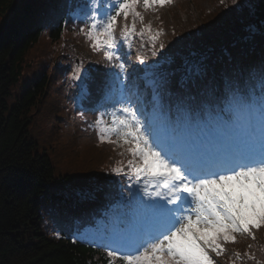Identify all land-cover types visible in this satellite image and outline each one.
Instances as JSON below:
<instances>
[{
  "label": "snow or ice",
  "instance_id": "snow-or-ice-1",
  "mask_svg": "<svg viewBox=\"0 0 264 264\" xmlns=\"http://www.w3.org/2000/svg\"><path fill=\"white\" fill-rule=\"evenodd\" d=\"M173 3L84 0L70 5L73 19L85 25L80 32L92 50L117 69L106 75L103 85V103L112 105L107 113L111 122L101 113L94 123L98 139L126 146L131 156L127 171L123 166L112 170L131 181V190L127 195L121 191L106 226L109 264H216L213 253L226 255V246L237 243L238 236L255 241V232L264 228V61L249 69L245 81L225 79L199 105L179 100L175 116L159 101L147 112L124 83L128 69L121 56L123 44L131 48L134 35L147 33L155 57L164 33L153 32L143 13ZM137 59L145 64L142 55ZM81 68L73 69L72 79L87 96L90 77ZM252 81L258 82L259 91ZM158 86L166 87L167 81ZM233 259H241L240 254Z\"/></svg>",
  "mask_w": 264,
  "mask_h": 264
},
{
  "label": "trees",
  "instance_id": "trees-1",
  "mask_svg": "<svg viewBox=\"0 0 264 264\" xmlns=\"http://www.w3.org/2000/svg\"><path fill=\"white\" fill-rule=\"evenodd\" d=\"M65 2L0 0V264H98L90 249L59 234L78 215L74 206L81 214L97 206L81 208L65 187L84 185L94 174L104 186L91 190L103 200L107 172L128 161L126 146L101 143L86 123L100 115L74 113L66 99L64 86L78 58L99 70L105 61L80 32L85 25L62 26ZM261 20L264 0H174L147 12L153 32L164 33L150 60L168 68L210 50L206 79L210 70L222 78L237 65L250 69L264 61Z\"/></svg>",
  "mask_w": 264,
  "mask_h": 264
},
{
  "label": "bare ground",
  "instance_id": "bare-ground-1",
  "mask_svg": "<svg viewBox=\"0 0 264 264\" xmlns=\"http://www.w3.org/2000/svg\"><path fill=\"white\" fill-rule=\"evenodd\" d=\"M210 74V73H209ZM211 75H213L214 76V74H211ZM215 78L217 77L219 80H221L220 79V77H218L217 75L216 76H214ZM214 77H210V78H208V79H206V85H208V84H210L211 82H215V84H217V83H219V81L217 80V81H215L214 80ZM214 80V81H213ZM184 85V83L182 82L181 84H180V86H183ZM181 88V87H180ZM180 94H182V91L180 92ZM181 97H182V95H181ZM96 205H97V202H96Z\"/></svg>",
  "mask_w": 264,
  "mask_h": 264
}]
</instances>
